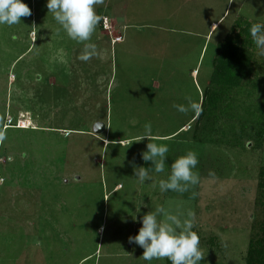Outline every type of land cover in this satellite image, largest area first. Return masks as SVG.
Returning <instances> with one entry per match:
<instances>
[{
    "label": "rangeland",
    "instance_id": "obj_1",
    "mask_svg": "<svg viewBox=\"0 0 264 264\" xmlns=\"http://www.w3.org/2000/svg\"><path fill=\"white\" fill-rule=\"evenodd\" d=\"M262 167L264 0H0V264H246Z\"/></svg>",
    "mask_w": 264,
    "mask_h": 264
},
{
    "label": "trees",
    "instance_id": "obj_2",
    "mask_svg": "<svg viewBox=\"0 0 264 264\" xmlns=\"http://www.w3.org/2000/svg\"><path fill=\"white\" fill-rule=\"evenodd\" d=\"M102 25V24H101ZM237 46L231 44L229 41H221L218 43V50H219V61L220 63H218L217 65V69L220 70L221 72H223L224 74H226V81L232 82V84L234 82H237L234 78V71L230 70V72H227L228 70H225L224 67H227L229 65H235V56L238 54L237 52ZM249 63V61H243V64ZM242 63L240 62V59L238 60V73L240 71V69L242 68ZM219 74V73H218ZM234 74V75H233ZM232 77V78H231ZM216 78L214 81L217 80L218 76L214 77ZM221 78H219L218 80H220ZM239 79V76H238ZM222 80V79H221ZM206 104V99L204 98L202 101V105L200 108V111L198 113V116H200L203 111H204V107ZM259 187L261 188V193L264 196V167H262V169L260 170V183H259ZM264 203V201H263ZM262 235L260 237H258L257 239H253L250 241L249 244V248L247 251V261L246 264H264V222L262 223ZM196 241H195V237H191L190 238V244L188 246V251L185 255L181 256V257H177V258H172L170 261H180V263H184L186 259V257L189 256H194V252L196 250Z\"/></svg>",
    "mask_w": 264,
    "mask_h": 264
},
{
    "label": "crops",
    "instance_id": "obj_3",
    "mask_svg": "<svg viewBox=\"0 0 264 264\" xmlns=\"http://www.w3.org/2000/svg\"><path fill=\"white\" fill-rule=\"evenodd\" d=\"M18 124H17V126H20L21 124L23 125V124H28V125H31V124H33L34 122H35V120H34V118H33V121L32 120H30V118H24V117H21V118H19V120H18ZM21 122H23V123H21ZM26 122V123H25ZM30 123V124H29ZM31 126H33V125H31ZM35 127V126H34ZM21 128H24V127H21ZM46 128H49V127H46ZM27 129V128H26ZM104 129H106V125H105V128ZM103 129V130H104Z\"/></svg>",
    "mask_w": 264,
    "mask_h": 264
},
{
    "label": "water",
    "instance_id": "obj_4",
    "mask_svg": "<svg viewBox=\"0 0 264 264\" xmlns=\"http://www.w3.org/2000/svg\"><path fill=\"white\" fill-rule=\"evenodd\" d=\"M104 128H105V124H103L102 122L96 123L94 127L95 131L98 133L101 132Z\"/></svg>",
    "mask_w": 264,
    "mask_h": 264
},
{
    "label": "built area",
    "instance_id": "obj_5",
    "mask_svg": "<svg viewBox=\"0 0 264 264\" xmlns=\"http://www.w3.org/2000/svg\"><path fill=\"white\" fill-rule=\"evenodd\" d=\"M103 26L105 27V28H109L110 26H109V24H108V18L107 17H105L104 18V20H103ZM121 39H122V37L120 38H118V37H116L115 38V42H118L119 40L121 41Z\"/></svg>",
    "mask_w": 264,
    "mask_h": 264
},
{
    "label": "bare ground",
    "instance_id": "obj_6",
    "mask_svg": "<svg viewBox=\"0 0 264 264\" xmlns=\"http://www.w3.org/2000/svg\"><path fill=\"white\" fill-rule=\"evenodd\" d=\"M22 125V124H21Z\"/></svg>",
    "mask_w": 264,
    "mask_h": 264
},
{
    "label": "clouds",
    "instance_id": "obj_7",
    "mask_svg": "<svg viewBox=\"0 0 264 264\" xmlns=\"http://www.w3.org/2000/svg\"><path fill=\"white\" fill-rule=\"evenodd\" d=\"M123 40V39H122Z\"/></svg>",
    "mask_w": 264,
    "mask_h": 264
}]
</instances>
